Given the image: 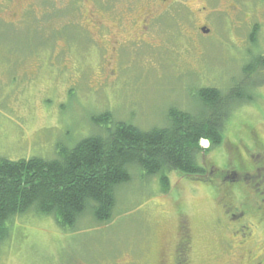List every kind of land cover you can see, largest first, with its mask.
I'll return each instance as SVG.
<instances>
[{
    "label": "rangeland",
    "instance_id": "rangeland-1",
    "mask_svg": "<svg viewBox=\"0 0 264 264\" xmlns=\"http://www.w3.org/2000/svg\"><path fill=\"white\" fill-rule=\"evenodd\" d=\"M186 1L188 8L171 7V16L141 35L146 12L154 11L150 0H0V158L55 160L61 149L104 134L96 120L106 113L143 130L166 127L171 109H197L199 89L227 93L240 84L243 53L253 52L250 27H240L226 8L239 6L253 25L256 17L264 21V0ZM206 6L213 11L207 19ZM200 26L211 30L208 38L195 34ZM263 121L264 90L236 107L225 142ZM130 173L132 181L116 188L108 223L86 214L62 228L33 211L15 217L0 264H160L172 255L180 221L189 222L198 243L196 264L236 260L216 230L225 220L222 202L180 173L168 175L166 190L163 174Z\"/></svg>",
    "mask_w": 264,
    "mask_h": 264
},
{
    "label": "trees",
    "instance_id": "trees-1",
    "mask_svg": "<svg viewBox=\"0 0 264 264\" xmlns=\"http://www.w3.org/2000/svg\"><path fill=\"white\" fill-rule=\"evenodd\" d=\"M248 94L240 84L227 93L215 87L201 88L197 109H171L166 127L143 130L114 121L106 113L96 120L104 134L90 136L72 149H61L55 160L0 158V246L13 219L30 211L54 218L62 228L74 227L86 214L97 223L110 222L116 188L132 181L131 168L149 176L163 174L165 190L172 172L195 178L203 172L202 161L208 156L202 142L208 141L212 148L224 143L233 111L253 99Z\"/></svg>",
    "mask_w": 264,
    "mask_h": 264
},
{
    "label": "flooded vegetation",
    "instance_id": "flooded-vegetation-1",
    "mask_svg": "<svg viewBox=\"0 0 264 264\" xmlns=\"http://www.w3.org/2000/svg\"><path fill=\"white\" fill-rule=\"evenodd\" d=\"M175 5L189 6L186 0H150L148 6L150 9L154 7V11L146 12L139 33L149 35L152 25H157L165 13L168 12V16L174 13L169 9ZM226 10L227 16H231L232 10H235L234 18L240 27H250L246 33L247 51L253 52L250 55L243 53V61H246L240 85L243 92L257 97L264 90V21L256 17L253 25H248L245 23L246 12L242 8L240 10L239 6H232ZM201 11L205 12L206 19L208 14L211 16L213 13L209 6L203 7ZM242 13L244 18L238 16ZM260 13L263 14L262 11ZM100 25V22H94L96 30L101 29L98 27ZM195 34L208 38L211 30L208 26H200ZM245 78L251 79V83L246 84ZM261 130H264V123H261V128H243L235 141L229 140L231 149H226L225 144L228 143L225 141L216 148L209 145L203 172L195 178H188L191 184L200 185L199 188L206 195L212 196L213 201L222 202L218 212L225 220H220L216 230L221 236L223 250L237 255L230 264H264V133ZM197 246L189 222L180 221L171 249L172 255H163L160 264H196Z\"/></svg>",
    "mask_w": 264,
    "mask_h": 264
}]
</instances>
